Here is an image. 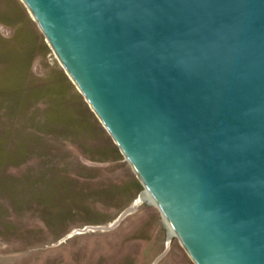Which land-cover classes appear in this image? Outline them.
I'll list each match as a JSON object with an SVG mask.
<instances>
[{"label": "water", "instance_id": "95a60500", "mask_svg": "<svg viewBox=\"0 0 264 264\" xmlns=\"http://www.w3.org/2000/svg\"><path fill=\"white\" fill-rule=\"evenodd\" d=\"M23 2L196 264H264V0Z\"/></svg>", "mask_w": 264, "mask_h": 264}, {"label": "rangeland", "instance_id": "374dc122", "mask_svg": "<svg viewBox=\"0 0 264 264\" xmlns=\"http://www.w3.org/2000/svg\"><path fill=\"white\" fill-rule=\"evenodd\" d=\"M143 192L26 4L0 0V264H196L155 204L119 219Z\"/></svg>", "mask_w": 264, "mask_h": 264}, {"label": "bare ground", "instance_id": "6f19581e", "mask_svg": "<svg viewBox=\"0 0 264 264\" xmlns=\"http://www.w3.org/2000/svg\"><path fill=\"white\" fill-rule=\"evenodd\" d=\"M29 11H30V9H29ZM30 13L32 14L31 11H30ZM32 17H33V20H34L35 22H38V21L35 19V17H34L33 14H32ZM48 41H49V40H48ZM61 65H62V64H61ZM63 68H64V67H63ZM139 198H140V199H138L137 201H135V203L133 204V207H131L130 209H134L136 206L139 205L140 202H143V201H148V202H150V203H152V204H156V202L154 201L153 197L150 195V193H149L147 190H145ZM166 223H167V225H168V229H169V238H171L172 236H174L175 231L173 230V228L171 227V225L169 224V222H166Z\"/></svg>", "mask_w": 264, "mask_h": 264}]
</instances>
